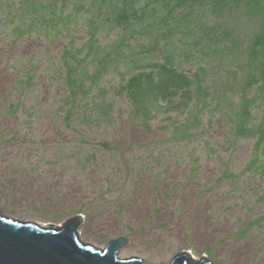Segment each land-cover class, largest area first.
Listing matches in <instances>:
<instances>
[{
  "label": "trees",
  "instance_id": "trees-1",
  "mask_svg": "<svg viewBox=\"0 0 264 264\" xmlns=\"http://www.w3.org/2000/svg\"><path fill=\"white\" fill-rule=\"evenodd\" d=\"M2 13L0 32L43 44L48 82L42 85L41 60L35 59L17 89L37 98L36 105L46 97L49 106L32 111L75 134L69 158L76 168L111 164L84 145L97 147L104 158L136 152L138 164L153 170L148 157L163 171L188 151L191 176L204 159L221 172L212 184L216 191L239 178L231 161L249 143L241 174H248V192L224 211H234L229 221L239 218L237 239L264 237V0H0ZM240 16L260 23L245 43L227 24ZM79 27L83 38L75 33ZM59 43L63 48L55 55L52 46ZM223 54L231 61L224 62ZM23 104L9 105L7 113L19 115ZM119 119L149 143L133 142L129 133L122 137ZM219 127L226 138L210 142ZM86 136L99 141L90 145Z\"/></svg>",
  "mask_w": 264,
  "mask_h": 264
},
{
  "label": "rangeland",
  "instance_id": "rangeland-1",
  "mask_svg": "<svg viewBox=\"0 0 264 264\" xmlns=\"http://www.w3.org/2000/svg\"><path fill=\"white\" fill-rule=\"evenodd\" d=\"M227 22L243 43L260 26L258 20L247 16L229 18ZM81 30L76 28L75 33L83 38ZM32 39L34 43L30 44L12 37L9 31L0 32V211L4 215L56 227L81 215L85 218L81 228L85 243L105 248L115 239L129 238L120 258H138L147 264H170L184 253L198 262L207 258L213 264H264V237L237 239L239 218L229 221L234 211H224L227 204L241 201L248 192V174H241L250 157L249 143L242 145L231 161L239 178L224 181L216 191L212 184H218L221 172L218 174L216 168L206 165L204 159L200 171L191 176L188 151L182 158L172 159L163 171L148 157L153 170L138 164L136 152L124 156L121 152L114 156L105 154L104 158L97 147L84 145L87 152H95L100 161L111 164L104 168L100 163H90L82 172L69 158L75 134L53 123L50 115L39 117V113L32 111L39 104L42 110L49 106L47 98L41 96L36 105L37 98L29 93L20 96L17 89V82L32 69L35 59L42 61L38 71L43 75L42 85L48 82L50 64L42 52L43 44L35 37ZM52 48L59 55L63 44ZM223 56L224 62H228L229 56ZM217 59L215 65L220 57ZM23 100L19 115L11 117L7 113L9 105ZM118 124L122 137L129 133L126 138L131 141L149 143L147 137L124 120L119 119ZM224 138L226 133L219 127L207 139L213 143ZM85 139L96 145L99 136ZM112 139L117 141L116 137ZM108 186L113 190L110 197ZM231 190L235 192L229 196ZM87 202L86 213L79 214L82 204ZM225 238L227 242L221 244L219 241Z\"/></svg>",
  "mask_w": 264,
  "mask_h": 264
},
{
  "label": "water",
  "instance_id": "water-1",
  "mask_svg": "<svg viewBox=\"0 0 264 264\" xmlns=\"http://www.w3.org/2000/svg\"><path fill=\"white\" fill-rule=\"evenodd\" d=\"M81 215L62 227L42 226L4 215L0 211V264H147L138 258L121 259L129 238L111 241L105 248L85 243ZM170 264H213L207 258L195 261L189 254Z\"/></svg>",
  "mask_w": 264,
  "mask_h": 264
}]
</instances>
